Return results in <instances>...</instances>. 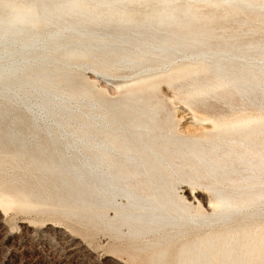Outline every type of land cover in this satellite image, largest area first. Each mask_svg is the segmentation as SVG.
I'll use <instances>...</instances> for the list:
<instances>
[{"label": "bare ground", "instance_id": "1", "mask_svg": "<svg viewBox=\"0 0 264 264\" xmlns=\"http://www.w3.org/2000/svg\"><path fill=\"white\" fill-rule=\"evenodd\" d=\"M10 206L151 236L149 264H264V0H0Z\"/></svg>", "mask_w": 264, "mask_h": 264}, {"label": "rangeland", "instance_id": "2", "mask_svg": "<svg viewBox=\"0 0 264 264\" xmlns=\"http://www.w3.org/2000/svg\"><path fill=\"white\" fill-rule=\"evenodd\" d=\"M230 26H235V24L230 23ZM254 36L257 37V35ZM102 82L103 80L101 82L97 80V87ZM111 85L109 84V86ZM102 86L99 89L106 92L107 89ZM111 87L115 90L114 85ZM168 89L166 85H162L160 93L167 103V108H170L169 110L174 113L175 124L188 128L189 118H192L191 111L180 101L174 90ZM174 101L177 102L174 103ZM170 102H172L171 105ZM178 102L181 103L177 104ZM185 107L189 111H186ZM257 112L254 109L247 111L252 115ZM187 185L185 182L180 183L177 188L178 193L181 194L182 188ZM188 187L194 191L198 186L190 187L188 185ZM195 191L205 192L201 187ZM0 217H2L0 218V264H149L152 254L149 250H136L137 245L150 241L151 236L145 237L142 241L139 240L141 242H132L126 237H115L110 231L93 228L73 217H66L58 213L27 211L10 206L3 210ZM188 236L190 238L191 234ZM188 236L185 239H188ZM182 240L171 244L169 256L172 259L168 256L166 264L174 262L172 256ZM71 244L79 249L70 251ZM142 257L144 260L141 259Z\"/></svg>", "mask_w": 264, "mask_h": 264}]
</instances>
